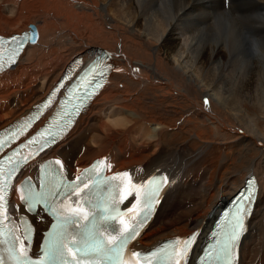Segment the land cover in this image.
Here are the masks:
<instances>
[{"label":"bare ground","instance_id":"bare-ground-1","mask_svg":"<svg viewBox=\"0 0 264 264\" xmlns=\"http://www.w3.org/2000/svg\"><path fill=\"white\" fill-rule=\"evenodd\" d=\"M23 31L35 39L0 74V130L26 116L71 60L110 51L106 85L44 157L59 158L71 179L97 157L106 174L124 171L131 189L123 208L136 204L149 176L164 174L160 205L132 248L143 252L198 229L187 264H197L226 200L256 174L236 264H264V126L248 114L252 107L264 115V0H0V34ZM168 130L222 145L220 166H204L201 148L166 143ZM120 139L126 143L116 145ZM27 168L22 176L33 173ZM21 205L17 195L10 212L34 226L37 253L51 219Z\"/></svg>","mask_w":264,"mask_h":264},{"label":"snow or ice","instance_id":"snow-or-ice-1","mask_svg":"<svg viewBox=\"0 0 264 264\" xmlns=\"http://www.w3.org/2000/svg\"><path fill=\"white\" fill-rule=\"evenodd\" d=\"M35 39L34 36L29 37L27 34L24 37H12V43L17 44V53L23 48L24 43L31 42ZM3 42V38H0V43ZM104 58H98L93 62L89 69L90 75H92V80L88 81V85H94L93 91L88 94V97L95 94V90L101 87V83L97 79L103 78L105 69L109 68V65L104 64ZM3 65L0 64V69ZM56 92L52 93L54 97ZM51 102V101H49ZM43 135V133H41ZM57 137L55 135L49 136L43 141L42 144H37L38 148L42 151L48 146L50 142H54ZM36 138L33 137L32 140L28 141V144H33ZM24 147V145H21ZM4 145H0V150H3ZM19 149L12 152L11 155L7 156L9 167L7 170L0 169V228L3 227L2 221H8L13 224V229L15 224L12 221V217L9 214V209L7 208V194L8 189L11 186V177L18 170L20 164L26 159L21 157L18 161H13L12 157L16 156ZM59 164V162H56ZM54 171V170H53ZM127 175V173H125ZM80 178L77 177V180ZM39 188L32 182V180L27 181V188L21 192L20 199L24 201L27 205V212L35 213L37 217L41 216L42 212H50L53 216L57 218V223L51 224V230L48 231L43 238V247L41 251L43 255L38 260H29L28 247H25V241H21L19 250L8 249V258L13 261L14 264H81V259H77V254H79L83 259L88 261V264H92L93 259L96 260H110L118 261L119 264H124L121 257L124 253V249L130 240L135 239L139 235V230L134 224L133 226L127 225L123 220L121 224L123 227L120 229L118 236H110L105 242L102 239L97 238V236L89 231L86 237L82 240L69 239L70 233L68 232V226L71 223L70 218H61L60 213L54 206L55 197L65 194L67 190L73 189L74 185L63 180L62 177L53 176L48 169H45L37 179ZM164 180H153L150 182L151 189L146 195L145 200L148 205V211H151L152 200L159 195L161 186ZM78 187V186H77ZM88 186L85 185V188ZM257 189V182L255 179L250 178L248 181V189L244 193L236 207L232 219L229 223V230L225 237L223 246L216 250V257H227L230 254L231 248L234 246L235 242L238 240L240 235L244 230V217L249 212V206L255 197ZM83 190H81L82 192ZM80 195V192H77ZM23 208L24 205L22 204ZM146 218V214L145 217ZM24 223V236L25 240L29 241L32 237V228L24 216L18 217ZM87 219V216L84 217ZM104 220H113L114 216L108 215L103 217ZM43 222V218H42ZM139 221H137V224ZM17 239H19L17 237ZM196 240V234H192L189 238L183 240L182 248H177L176 243L167 244L164 248L157 249L156 251H150L147 255H143L141 252H132L131 256L136 257L137 264H140V259L142 257L146 264H153L156 261L160 264L161 261L165 264H187L189 250ZM69 243L75 246L76 251H73L72 247H69ZM29 243V247H30ZM65 248L68 252L72 254V260L69 261L66 254ZM214 257L212 252L206 253L205 257H202V264H210ZM0 264H4L3 255L0 254Z\"/></svg>","mask_w":264,"mask_h":264},{"label":"rangeland","instance_id":"rangeland-1","mask_svg":"<svg viewBox=\"0 0 264 264\" xmlns=\"http://www.w3.org/2000/svg\"><path fill=\"white\" fill-rule=\"evenodd\" d=\"M86 58H88V56L85 57V59ZM35 85H36V87H39L40 82H38ZM249 109H250V111L248 112L249 116L252 117L253 119H257V117H259L261 119V122H263L262 125L264 126V115L262 113L256 111V109H254L252 107H249ZM115 111L122 112L123 110L122 109H115ZM139 121H140L139 118L135 119V122L137 124ZM149 133H151V132H149ZM165 139H166L165 140L166 143H168L170 145H172V144L174 146H176V145H187V147H190L194 151H197L201 148V149H203V153L206 155L204 157V162H205L204 166L209 167V168H214V169H217L220 166V164H219L220 162H219L218 158L223 151V147H222V145L220 146V144H218V143H216V144L215 143L214 144L213 143L212 144L206 143L203 145V143H200V142H197L196 140H193V135H191L190 132L181 131V130H173V131L168 130V132L165 135ZM145 140L146 139L144 138L143 141H145ZM125 143L126 142L124 140L120 139L116 142V145H122ZM127 148H129V146H127ZM212 157H213V159H212ZM211 161H213V162H211ZM193 186L195 187V185H193ZM162 223L164 224V221H159L158 225L161 226Z\"/></svg>","mask_w":264,"mask_h":264}]
</instances>
